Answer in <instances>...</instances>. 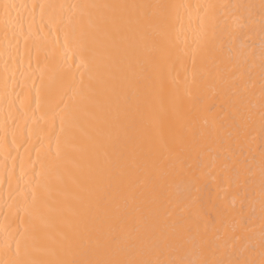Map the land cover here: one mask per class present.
<instances>
[{"label":"bare ground","instance_id":"bare-ground-1","mask_svg":"<svg viewBox=\"0 0 264 264\" xmlns=\"http://www.w3.org/2000/svg\"><path fill=\"white\" fill-rule=\"evenodd\" d=\"M0 264H264V0H0Z\"/></svg>","mask_w":264,"mask_h":264}]
</instances>
